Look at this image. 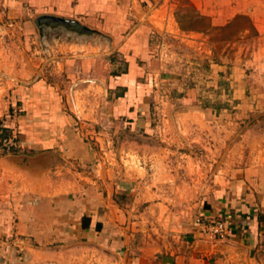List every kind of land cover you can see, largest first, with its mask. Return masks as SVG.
<instances>
[{"label":"crops","instance_id":"1","mask_svg":"<svg viewBox=\"0 0 264 264\" xmlns=\"http://www.w3.org/2000/svg\"><path fill=\"white\" fill-rule=\"evenodd\" d=\"M193 1L211 17L213 26H226L239 14L249 15L264 41V0ZM60 7L61 13L82 22L90 16L93 30L114 32L98 43L107 46V42L113 51L117 47L128 67L121 73L100 68L96 73L97 84L105 85L103 115L125 130L150 131L154 93L141 80L151 60V30L127 18L130 10L138 15L135 6L118 5L117 0H60ZM128 27L131 32L122 35ZM74 42L73 47H80L84 41ZM102 54L106 53L100 52V58ZM84 57L75 56L76 63ZM221 59L220 64L228 62ZM236 62L233 108L258 112L246 122L235 121L243 123L237 134L222 136L211 173L215 178L186 181L189 187L184 194L185 181L175 173L176 166L170 169L172 178L160 180L156 187L151 179L154 166L125 176L111 168L102 173L91 164L100 159L99 150L74 132L66 106L46 98L51 89L44 87V79L30 81L19 99L25 111L21 150L0 157V264H264V87L255 82L246 85L252 78L264 77V72L245 75ZM226 67L221 64L219 69ZM18 81L26 82L19 77ZM179 94L185 97L157 106L175 123L185 111L200 109L192 98L194 91ZM227 105L216 110L226 111ZM187 121L193 130L195 119ZM202 122L212 127L214 119L208 114ZM210 137L207 134L204 141ZM161 148L140 153L152 157L167 150ZM172 153L181 157L179 151ZM197 159L189 157L190 166L182 176L191 175ZM163 170L167 174L169 168ZM180 207L190 209L186 214L165 209ZM199 217L226 220L229 235L216 238L202 232Z\"/></svg>","mask_w":264,"mask_h":264},{"label":"rangeland","instance_id":"2","mask_svg":"<svg viewBox=\"0 0 264 264\" xmlns=\"http://www.w3.org/2000/svg\"><path fill=\"white\" fill-rule=\"evenodd\" d=\"M117 2L127 8L135 6L138 15L129 9L127 18L133 20V24H147L151 30V60L146 62L141 80L154 93L150 131L140 127L125 130L103 115L101 101L104 100L105 85L97 84L96 73L99 68L102 72L121 73L128 67L117 47L113 51L107 42V46L98 43L107 39L105 36L109 33L115 35L114 32L93 30L90 16L82 22L75 15L61 13L60 0H0V157L21 150V119L25 111L19 99L23 98L22 91L30 81L33 83L32 80L40 78L45 80L44 87L51 89L46 92V98L61 106L64 104L67 114L73 117L74 132L99 150L101 157L92 165L102 173L105 168H111L116 175L139 174L146 167L154 166L155 175L151 179L155 187L160 180L172 178L170 169L176 166L175 173L178 171L181 180L185 181L181 192L184 194L189 187L186 181L196 179L199 183L205 178H215L211 173L217 163L215 159L220 155L222 136H234L243 125L235 121L246 122L257 114L255 110L233 108L236 99L233 98L235 85L232 81L236 61L245 75L264 72V41L246 14L237 15L226 26H213L211 17L203 14L193 0ZM220 5L218 3V7ZM130 32L128 27L122 35ZM76 39L84 41L80 47L72 46ZM100 52L106 54L100 58ZM78 54L86 55L80 58L83 60L80 63L75 61ZM221 58L228 60L221 63L227 66L224 71L219 69ZM18 77L26 82L18 81ZM254 82L264 87V77L252 78L247 87ZM188 91H194L192 98L200 109L185 111L179 123L169 120L157 109V106L163 108L173 103L177 97H185L179 93ZM226 105V111L216 110ZM208 114L214 119L212 127H205L203 122L200 124L201 117ZM193 118V130H190L187 120ZM215 119L223 123H217ZM207 134L211 136L209 142L204 141ZM173 136H178L180 141ZM161 145L167 150L155 152L152 157L149 153H140H153L157 148L162 149ZM172 151H179L181 157L178 155L176 159L177 155ZM190 156L198 157L196 164L191 165L196 169L191 175L182 176L190 166ZM163 168H169V175ZM165 209L186 214L190 208Z\"/></svg>","mask_w":264,"mask_h":264},{"label":"built area","instance_id":"3","mask_svg":"<svg viewBox=\"0 0 264 264\" xmlns=\"http://www.w3.org/2000/svg\"><path fill=\"white\" fill-rule=\"evenodd\" d=\"M197 221L201 225L202 232L207 233L216 238H224L230 233L229 224L224 219H205L199 217Z\"/></svg>","mask_w":264,"mask_h":264}]
</instances>
